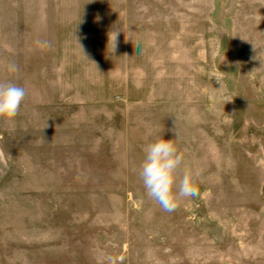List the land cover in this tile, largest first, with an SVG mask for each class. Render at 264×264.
Returning a JSON list of instances; mask_svg holds the SVG:
<instances>
[{
  "label": "rangeland",
  "instance_id": "374dc122",
  "mask_svg": "<svg viewBox=\"0 0 264 264\" xmlns=\"http://www.w3.org/2000/svg\"><path fill=\"white\" fill-rule=\"evenodd\" d=\"M0 81V264H264V0H0ZM160 135L202 171L174 212Z\"/></svg>",
  "mask_w": 264,
  "mask_h": 264
},
{
  "label": "clouds",
  "instance_id": "9594fccd",
  "mask_svg": "<svg viewBox=\"0 0 264 264\" xmlns=\"http://www.w3.org/2000/svg\"><path fill=\"white\" fill-rule=\"evenodd\" d=\"M119 31L114 30L108 35V46L111 45L112 52L117 47ZM37 44L44 46L40 41H37ZM8 70L15 72L17 69L11 64ZM26 95L27 91L23 86L0 81V118L13 120L18 115ZM174 134L176 137L175 130ZM144 152L145 156L137 175L147 197L164 211L174 212L181 200L199 195L198 181L201 180L202 171L195 168L178 176L184 162V154L178 149L174 139H164L160 135L145 147Z\"/></svg>",
  "mask_w": 264,
  "mask_h": 264
}]
</instances>
